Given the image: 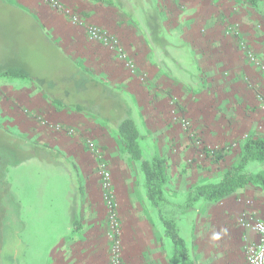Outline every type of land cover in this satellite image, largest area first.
<instances>
[{
  "label": "crops",
  "instance_id": "crops-1",
  "mask_svg": "<svg viewBox=\"0 0 264 264\" xmlns=\"http://www.w3.org/2000/svg\"><path fill=\"white\" fill-rule=\"evenodd\" d=\"M24 1L26 2H18L38 18L44 33L58 45L60 50L67 56L73 57L96 77L92 70L94 69L93 66L84 63L75 55L76 50L80 48L78 40L74 42L75 48L68 53L49 34L48 26L45 27V24L54 29L57 37H62L64 32L68 34L67 38L71 40L75 37L80 39L85 34L84 27H75L67 23L66 19L41 0H36L31 4L32 10L26 4L31 3L32 0ZM62 1L77 10L86 22L99 25L118 35L139 70L146 72L147 82L142 83L138 79L140 75H132L131 71L110 49L98 42L92 44L90 42L92 49L83 53V58L90 56L95 61L104 64L106 76L100 80L121 89L134 109V116L138 113L141 119L146 120L149 130L153 132L156 130L154 135L151 133L142 134L145 137L148 136L149 142L146 141L149 145L155 147L175 146L179 145L181 140L173 138L177 132H180L174 127H171L169 132L165 130L164 118L167 114L172 126L175 124L172 121L170 99L164 98V93L168 91L179 98L187 116L194 119L195 126L202 131L201 135H205L206 138L217 136V128H213L216 125L211 128L208 126V122L206 123L209 118L208 104L216 101V99L213 97L208 99L205 88L211 87L213 82L219 85V72L225 63L233 70H238V64L234 62L236 55L232 53L234 52L232 41L221 31L220 22L224 19V16L221 15L223 12L222 5L217 8V10L221 9L220 14H207L205 18H202L203 12L199 10L201 6L198 4L200 0H139L137 2L128 0L126 3L116 1L114 4L102 0ZM183 6L185 8H182ZM188 8L189 11H187ZM217 15L220 18H216ZM202 23L206 25L209 32L212 28L213 34L203 37L197 33V27ZM153 28L158 31V39L161 40V44L153 39ZM64 39L66 41V38ZM189 60L192 68H194V73H191L192 76H190V70L187 67ZM61 76L63 77L64 74L61 73ZM144 78L146 79L145 76ZM261 86L264 90L263 83ZM195 87L197 90H201L203 96L191 101L189 91ZM20 97V102L23 105L20 107L23 110L22 113L17 112V105L12 107L9 102L2 101L6 108L4 112L8 115L6 128L16 129L17 134H24L28 138L34 139L39 145L56 149L66 161L69 157L77 164L82 162L86 153L83 146H87L89 141L95 146L101 147L107 161H114L119 158L121 149L116 132H113L112 128L105 126L102 122L95 120L90 113L58 106L44 93L43 97L50 104L46 101L42 102L39 97L34 95L23 94ZM18 102L19 100L16 103ZM24 105H27L28 112L33 111L31 112L32 116L24 111ZM193 106L197 107V114L193 110ZM40 118L73 128L75 133L70 134L66 130L56 131L43 125ZM213 118L216 116L213 115ZM249 120L252 123L254 118L251 117ZM261 120H264V115ZM253 127L251 124L250 128ZM65 146H68L69 150ZM161 150L157 148L154 155L164 158ZM125 154L129 158V154ZM239 154L240 148L229 164L225 163L226 155L220 161H213L215 166L214 164L211 165L212 172L209 174H207V170L199 178L192 176V183L187 185L185 193L179 194L181 197L179 202L173 203L165 191L169 203L164 206V212L167 216H176L180 234L185 239L195 264H247L243 247L246 239H256L257 235L237 224V218L242 211L248 210L255 212L258 218L264 220V191L260 187L246 185L219 201H198L191 209L182 208L193 185L205 180L219 181L221 172L231 166ZM88 158L91 161L92 156L89 154ZM165 160L168 165V172L174 166H180L179 173L180 171L185 172L176 178L175 183L179 187L181 181L185 182L184 176L190 177L186 175L189 170L188 167L183 171L185 168L183 163L186 161L179 159L177 164H173L172 159ZM12 169V174L10 172L7 174L13 199L10 203L11 206L8 207L6 239L12 243L13 247L14 245L17 247L21 245L32 249V253H34L35 245L43 246L45 244L44 241L39 243L42 233H39L41 231L37 228L38 226H35L33 221L27 217L28 213L35 216L43 214L45 211L51 210L55 203L54 198L48 192L41 191L43 183H40L42 177L39 173L51 171V176L60 179L64 187L62 192L63 199H65L62 213L63 215L66 213L63 220L64 233L55 234L46 249L37 248L39 257L35 255L36 253L29 256L25 251L23 254L25 264H100L103 262L106 258L105 246L107 245L103 228L105 206L101 200L98 186L95 190H83L81 188L77 191L72 190L73 178L68 162L66 164L62 162L60 165L52 167L37 158H31L17 167H12ZM259 171L264 172V167L260 168ZM251 172L255 171L251 170ZM216 176L219 178L216 179ZM80 179L84 180L83 178ZM129 189H131L129 192L132 191L133 183L131 186L129 185ZM132 193L130 196L135 197L134 191ZM139 198L147 201L149 208L151 207L150 213L147 211L146 218L141 220L137 232L140 237L149 242L153 249L150 262L158 264V252L164 247L167 248L165 264H181L180 260L174 257L172 240L164 236V224L158 211L151 206L145 188L143 194L139 192ZM17 205L19 210H17ZM169 206H175L179 210L175 214H169L167 213ZM153 214L156 215V221L152 217ZM180 217L181 223H179ZM183 220L186 222L184 225ZM51 232L53 233V231ZM17 252L18 248L15 250V253ZM33 256L37 257L38 260L41 258V261L35 263L37 260L31 259Z\"/></svg>",
  "mask_w": 264,
  "mask_h": 264
},
{
  "label": "rangeland",
  "instance_id": "rangeland-1",
  "mask_svg": "<svg viewBox=\"0 0 264 264\" xmlns=\"http://www.w3.org/2000/svg\"><path fill=\"white\" fill-rule=\"evenodd\" d=\"M18 1L26 2L24 0ZM33 2H36V0H32L31 3H26L28 5L26 6L31 10L33 9L31 6ZM198 4L201 6L199 10L203 12L201 15L202 18H205L207 14H220L221 9L217 10V8L218 6L222 5L223 12L221 15L224 16V19H222L220 22L222 27L221 31L223 35L229 37V39L232 41V49L234 50L232 53H235L236 55L234 62L238 64V70H233L232 67L226 66L225 63L219 72V85L218 83L214 84L212 81L213 83H211V87L205 88L207 90L206 97L208 99L211 97L216 99V101H212L210 104H208L207 107L209 118L206 123L208 122L207 124L211 128L214 125L216 126L213 128H217V136H214L213 138H206L205 135H201L202 131L197 129L194 119L187 116L185 113L186 110L183 109V106L180 104L179 98L176 95H172L170 91L164 93V98L167 97L168 100L170 99L169 104L172 110V121L175 122L174 126H172L169 115L167 114V116L164 118L165 130L169 132L171 127H174L177 131H180L177 132L173 137L174 139H181L179 141V145L155 147L147 143L149 140L148 136H144L142 144L148 158H151L155 153L154 151H157V148H159L162 149L161 152L164 154V158L167 160L172 159L173 164H177L179 159L186 161V163H183L185 166L183 171H185L184 169L188 167L189 170L186 175H189L190 177H183L185 182L181 181L179 183L182 188H180V186L177 187V183H175V181L177 176L183 175L182 173L185 172L180 171L179 173L180 166H174L172 167V170H169V179L166 184L165 191H167L168 197L173 203L179 202V200H181L179 194H182L183 192L185 193L187 185L192 183V176H194V178H199L205 174V171L207 170V174L212 172L210 167L213 164L215 166L212 157L214 151L224 149L227 155L225 163L229 164L231 160L234 159L241 144L251 134L264 135V120H261L264 115V90H262L261 86L262 83L264 84V0H259L258 4L255 6L250 5L244 0H200ZM182 8L185 7L183 6ZM187 11H189V8ZM218 17L219 15L216 16V18ZM9 19L10 17H8V20ZM13 22L16 23L15 18L13 19ZM45 25V27L48 26L47 29L49 34L68 53H70L75 48L74 42L78 40L80 48L78 47L79 49L76 50V57H78L80 60H83L84 63L92 65L94 69H91L94 71L96 77L99 79H104V76H106V68L104 64L102 62L100 63L95 61V59H92L90 56L89 58H83V53H86V50L89 51L92 49L90 42L91 44L93 43L88 38V33L85 26H81L84 27L85 34H83L80 39L75 37L76 39L74 38L71 40L70 38H67L68 34L64 32L62 37H57L54 29H52L48 24ZM197 33L205 37L207 35L213 34V29L211 28V31L209 32L206 25L202 23L197 27ZM19 36L22 38V34H19ZM23 36L25 35L23 34ZM63 37L66 38V41ZM33 47H35V44ZM33 55L34 53H31V56ZM253 57L256 60H253ZM31 62L34 61L31 60ZM190 62V60L187 62V67L190 70V76H192L191 73H194V68H192ZM32 66H34L37 71L41 69L36 64H32ZM137 74L140 75L138 79L142 83L147 82L148 76L146 72H142L138 68ZM144 76L146 79H142ZM37 85L38 84L36 82H32L27 79H14L11 77L0 78V125H3L2 127L8 132V134L27 142L31 146L37 145V142L34 139L28 138L24 134H17L18 131L16 129H8L5 127L6 123L8 122V119H6L8 115H6L4 112L6 108L5 103H2V101L9 102L12 107L17 105V112L21 113L23 110L20 107L23 105L22 102H20V96L23 94L34 95L37 98L39 97L42 102L46 101V103H49V101L43 97V92ZM200 96H203L202 92L201 90H197L196 87L189 91V99L191 101L196 100V98H199ZM18 100L19 102L16 103ZM193 110L197 114V107L195 108V106H193ZM24 111L28 112L27 105H24ZM31 112L33 111L28 112L30 116H32ZM213 115H215L216 118H213ZM251 117L254 118L252 123L249 122ZM134 118L141 134L145 133L148 135L151 133L154 135L156 130H154V132L149 130L146 125V120L141 119L138 113L135 114ZM95 120L101 122L100 119ZM183 120L188 122V124L184 125ZM251 124L254 126L252 129L250 128ZM111 130L117 134L115 128H112ZM37 146H40V150L41 148H46L47 151L51 150L50 146ZM65 147L67 150H69L68 146ZM52 149L56 151V149ZM97 149H101V147L89 146V143L87 146H83V150L86 153L84 154L82 162L79 164L74 163L71 159H69V157L66 161L63 155L54 156L51 152H44L42 157L35 156L33 158H37L43 161L45 164L49 166L51 165L52 167H56L62 162L64 164L68 162V167L73 178L72 190L77 191L79 188L83 190H95L96 186H98L101 200L105 206L103 228L107 244L105 246L106 258H104L103 262L100 264H112L114 254L113 242L109 237V232L111 230V211L107 200L104 197V190L102 188V175L99 168ZM120 152L121 154L118 159L114 161L109 160L107 161V164L111 170L113 178V185L111 189L113 197L111 200L114 204V210L117 213V218L120 225L118 239L120 240L121 260L123 264H156L155 262H150V259L153 256V249L150 247L149 242L145 238L140 237V235L137 233L140 228L141 220L146 218L145 214L147 211L148 213L151 211V207L149 208L148 202L145 200H140L139 198V192L142 194L144 192V174L141 172L138 164L132 163L125 153L122 151ZM89 154L92 156L91 161L88 158ZM263 167L264 163L262 164V162H257L252 163L249 169L250 171L252 170L256 172ZM8 172L12 174V167H9ZM50 172L51 171H44L39 173V175L42 177L40 183H43L41 191L48 192V194L54 198L55 203L52 205L53 208L49 211H45L43 214H39L38 216L31 215L30 213L27 215L28 219H31L33 224L38 226L37 228L39 231H41L39 233H42V237L39 238L41 239L39 243L41 244L42 241L45 243L43 246L35 245L33 252L36 253L35 255L37 257H39L37 255V248L46 249L52 242V237L55 234L64 233L63 220L66 216V213L64 215L62 213V209L65 205V199H63L62 195L64 187L61 180L51 176ZM216 177V179L219 178V176ZM80 178H83L84 180H81ZM131 182L133 183V189L129 192V190H131L129 189V185H132ZM133 191L135 193L136 199L135 197L130 196ZM7 199L9 200L8 197ZM178 210L179 209H177L175 206H169L167 213L175 214ZM245 211L248 210H244L239 214L237 218V224L240 225L239 218ZM248 212L252 213L253 211ZM253 214L258 217L255 212H253ZM149 217H151L150 214ZM152 217L156 221V215L153 214ZM181 220L182 219L180 217L179 223H181ZM182 223L184 225L186 222L183 220ZM51 231H53V233ZM4 234L5 235L3 237H0V264H25L23 254L26 251V254L29 256L33 255L34 253H32V249L22 247L21 245L18 247L14 245V247L18 248V252L15 253L16 248H14L12 243L6 239L7 226ZM252 240L253 239H246L245 245L243 247L244 251L247 243ZM14 242L16 244L15 240ZM166 250L167 248L162 247L161 251L158 252V264H161L162 262L165 264L167 254ZM37 257L33 256L31 259H36L37 261L35 263H38L41 261V258L38 260Z\"/></svg>",
  "mask_w": 264,
  "mask_h": 264
},
{
  "label": "trees",
  "instance_id": "trees-1",
  "mask_svg": "<svg viewBox=\"0 0 264 264\" xmlns=\"http://www.w3.org/2000/svg\"><path fill=\"white\" fill-rule=\"evenodd\" d=\"M102 1L109 4L116 1L128 2ZM244 1L253 6L259 2ZM14 18L16 23L13 22ZM157 32L153 28V39L161 44ZM19 34H22V38ZM31 53L34 55L31 56ZM32 64L41 69L37 71ZM61 73L64 74L63 77ZM2 77L36 82L56 105L88 112L93 118L100 119L105 126L115 128L121 151L129 154L130 161L138 164L144 174L146 196L164 224V236L173 242L174 257L181 264H195L185 239L180 234L176 216H167L164 212V206L169 203L165 195L169 179L166 160L159 155L147 157L142 144L144 136L133 116L132 105L123 91L96 78L73 57L64 54L44 33L38 18L17 0H0V78ZM37 145L31 146L15 138L0 125V237L5 235L8 207L13 199L11 184L7 179L9 167H17L35 156L42 157L44 152L60 156L52 148L50 151L46 148L40 150ZM225 156L224 149L212 154L213 161H220ZM253 162H264V135L251 134L241 144L236 161L221 172L219 181L205 180L193 185L182 208L191 209L198 201H219L246 185H254L264 191V172H251L248 169ZM17 208L15 209L19 210V206Z\"/></svg>",
  "mask_w": 264,
  "mask_h": 264
},
{
  "label": "built area",
  "instance_id": "built-area-1",
  "mask_svg": "<svg viewBox=\"0 0 264 264\" xmlns=\"http://www.w3.org/2000/svg\"><path fill=\"white\" fill-rule=\"evenodd\" d=\"M41 1L48 5L53 11L60 14L72 26H85L90 41L101 43L110 49L116 55V57L125 64L132 74L138 73L137 64L129 55L125 44L118 35L99 25L86 22L77 10L65 4L62 0ZM252 59L256 60L254 57ZM142 79H144V77H142ZM40 122L56 131L66 130L70 134L75 133V129L66 127L61 123H56L49 119L40 118ZM183 124L187 125L188 122L183 120ZM88 143L89 146H95L91 141ZM97 157L99 158V168L102 175V188L104 190V197L107 200L111 211V230L109 232V237L113 242L114 254L112 264H123L120 254V240L118 239L120 225L118 222L117 213L114 210V204L111 200L113 197L111 193L113 185L112 173L108 167L107 160L105 159V154L102 149H97ZM239 222L243 228L251 230L257 235V238L247 243L245 247L244 254L247 264H264V220L256 217L253 212L251 213L245 211L241 214Z\"/></svg>",
  "mask_w": 264,
  "mask_h": 264
}]
</instances>
